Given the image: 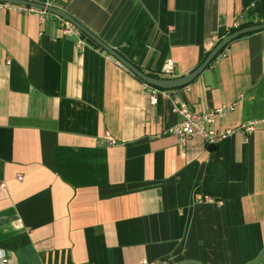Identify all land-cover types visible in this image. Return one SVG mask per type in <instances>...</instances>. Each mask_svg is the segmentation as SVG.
<instances>
[{
    "label": "crops",
    "instance_id": "obj_1",
    "mask_svg": "<svg viewBox=\"0 0 264 264\" xmlns=\"http://www.w3.org/2000/svg\"><path fill=\"white\" fill-rule=\"evenodd\" d=\"M62 6L161 76L168 59L175 77L197 68L213 35L264 23V0ZM87 42L56 16L0 7V249L16 264H264V29L167 90L195 112L235 104L215 124L234 133L213 151L200 134L164 133L182 120L171 100L152 104L146 82Z\"/></svg>",
    "mask_w": 264,
    "mask_h": 264
},
{
    "label": "built area",
    "instance_id": "obj_2",
    "mask_svg": "<svg viewBox=\"0 0 264 264\" xmlns=\"http://www.w3.org/2000/svg\"><path fill=\"white\" fill-rule=\"evenodd\" d=\"M35 2L43 3L46 6H55L58 8L64 9L62 4H67L68 0H59V5H54L50 0H30ZM0 7L10 9V8H16L18 10L24 11V12H35L37 13L41 19H45L49 16H56L59 21L62 28V33L65 36L73 37L76 41V44L79 48L82 46L88 44L87 38L82 35V32L70 21L66 20L65 18L54 14L52 12H49L46 9L38 8L35 6H29L25 4H14L11 2L1 1L0 0ZM236 27L239 26V24L235 25ZM212 38L217 43L219 41V38L216 35H213ZM224 56L223 54H219L216 59L219 56ZM215 59V60H216ZM214 60V61H215ZM213 61V62H214ZM161 74H163L165 77L173 78L175 77V63L172 59H168L165 65L163 66L161 70ZM148 90L151 92L150 94V102L152 104H156L158 101L157 95L158 93L164 94L168 99L171 100L172 103V109L173 111L179 113L182 115V120L164 130V133H170L177 136L179 142L181 144H186L187 141L196 134H200L206 141V143L209 144H218L223 139L227 138L231 134L234 133L233 129L227 128V129H220L216 127V120L218 118H223L227 116L229 113L235 110V104L234 103H225L221 104L220 106H217L215 108H212L211 110L205 111V112H195L190 110L186 102L181 100L180 98H173L171 99V95L167 90H163L160 88H157L153 85L145 83ZM258 121H250L242 125V128L247 133H252L257 125ZM110 140L112 138L108 136ZM19 179H21L22 176H17ZM3 186V183L0 184V188ZM209 202L219 204L221 202L215 201L213 198L207 199ZM162 264H167V260L161 261ZM0 264H16L15 255L13 253H8L4 249H0ZM142 264H156L154 262H144Z\"/></svg>",
    "mask_w": 264,
    "mask_h": 264
},
{
    "label": "water",
    "instance_id": "obj_3",
    "mask_svg": "<svg viewBox=\"0 0 264 264\" xmlns=\"http://www.w3.org/2000/svg\"><path fill=\"white\" fill-rule=\"evenodd\" d=\"M6 2H11L14 4H25L29 6H35L38 8L46 9L49 12H52L54 14H57L66 20L73 23L83 34H85L90 40H92L94 43H96L98 46H100L101 49L105 50L108 54L113 56L119 63H121L123 66H125L128 70H130L133 74H135L138 78H140L142 81L146 82L147 84L153 85L158 88L162 89H175L179 87L186 86L190 84L194 79H196L211 63L213 58L219 54V52L227 46L231 41L234 39L248 34L253 31L264 29V23L261 24H255L250 26H245L243 28L237 29L232 33L227 34L226 36L222 37L215 46L209 51L208 55L205 57V59L202 61V63L192 70L191 72L182 75L177 76L173 78H160V77H153L144 71H142L140 68H138L136 65L131 63L129 60H127L123 55H121L115 48L108 45L106 42H104L101 38H99L96 34H94L92 31H90L86 26H84L81 22L76 20L71 14H69L65 9L58 8L55 6H46L43 3L30 1V0H1ZM218 148L217 144H209L208 149L210 151H213Z\"/></svg>",
    "mask_w": 264,
    "mask_h": 264
},
{
    "label": "trees",
    "instance_id": "obj_4",
    "mask_svg": "<svg viewBox=\"0 0 264 264\" xmlns=\"http://www.w3.org/2000/svg\"><path fill=\"white\" fill-rule=\"evenodd\" d=\"M245 26H246V24H241V25H239L238 27L231 28V29L229 30V33H232V32H234L235 30L240 29V28H243V27H245ZM247 26H248V25H247ZM82 35H83L84 37H86L88 40H90L85 34L82 33ZM91 42H93V41L91 40ZM93 44H94L97 48H100V46H98L96 43L93 42ZM225 47H226V46H225ZM225 47L219 52V54L223 52V50L225 49ZM100 49H101V48H100ZM102 50H103V49H102ZM208 53H209V52H207V53L202 57V59L200 60V64H201L202 61L205 59V57L208 55ZM219 54H217V55L213 58V60L211 61V63L216 59V57H217ZM211 63H210V64H211ZM210 64H209V65H210ZM147 74H149V75H151V76H153V77L168 78V77L161 76V75H158V74H153V73H147ZM140 80H141V79H140ZM143 82H144V81H143ZM157 88H158V87H157ZM160 89H162V88H160ZM163 90H169V89H163Z\"/></svg>",
    "mask_w": 264,
    "mask_h": 264
}]
</instances>
